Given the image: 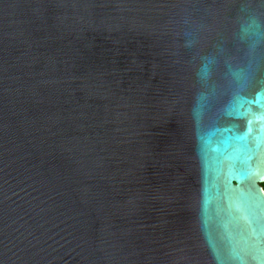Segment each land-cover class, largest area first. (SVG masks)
<instances>
[{"label": "water", "instance_id": "water-1", "mask_svg": "<svg viewBox=\"0 0 264 264\" xmlns=\"http://www.w3.org/2000/svg\"><path fill=\"white\" fill-rule=\"evenodd\" d=\"M263 182L264 0H0V264H264Z\"/></svg>", "mask_w": 264, "mask_h": 264}, {"label": "clouds", "instance_id": "clouds-1", "mask_svg": "<svg viewBox=\"0 0 264 264\" xmlns=\"http://www.w3.org/2000/svg\"><path fill=\"white\" fill-rule=\"evenodd\" d=\"M255 26L257 29H259L261 27V25H259V24H256Z\"/></svg>", "mask_w": 264, "mask_h": 264}, {"label": "flooded vegetation", "instance_id": "flooded-vegetation-1", "mask_svg": "<svg viewBox=\"0 0 264 264\" xmlns=\"http://www.w3.org/2000/svg\"><path fill=\"white\" fill-rule=\"evenodd\" d=\"M261 185H262V187H263V191H264V182H263Z\"/></svg>", "mask_w": 264, "mask_h": 264}]
</instances>
